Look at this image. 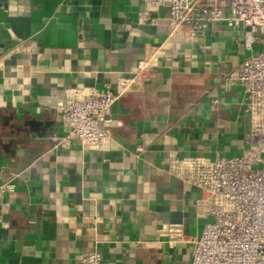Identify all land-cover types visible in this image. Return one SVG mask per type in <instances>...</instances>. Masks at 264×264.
<instances>
[{
  "label": "crops",
  "instance_id": "obj_1",
  "mask_svg": "<svg viewBox=\"0 0 264 264\" xmlns=\"http://www.w3.org/2000/svg\"><path fill=\"white\" fill-rule=\"evenodd\" d=\"M144 9L145 0H0V186L14 184L0 192V264H80L91 251L102 264H191L207 219L201 191L170 161L243 153L247 98L223 82L252 53L243 28L216 22L200 44L165 43L152 76L107 116L105 148L61 141L67 93L115 87L165 41L168 26L141 20Z\"/></svg>",
  "mask_w": 264,
  "mask_h": 264
},
{
  "label": "built area",
  "instance_id": "obj_2",
  "mask_svg": "<svg viewBox=\"0 0 264 264\" xmlns=\"http://www.w3.org/2000/svg\"><path fill=\"white\" fill-rule=\"evenodd\" d=\"M162 9L164 17L157 15ZM140 17L164 22L169 28L165 41L150 47L134 74L118 79L115 87L67 93L58 104L68 127L61 141L73 139L87 149L105 148L112 136L103 123L122 95L152 76L153 60L165 43L200 44L216 22L243 28L245 48L252 53L223 75L226 86H242L247 98L252 121L243 153L216 159L173 156L170 171L201 191L196 209L207 222L201 235L192 240L191 264H264V0H145ZM219 102L213 99L212 107ZM13 189L11 182L0 186V192ZM79 261L102 264V255L87 252Z\"/></svg>",
  "mask_w": 264,
  "mask_h": 264
}]
</instances>
